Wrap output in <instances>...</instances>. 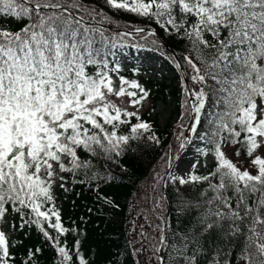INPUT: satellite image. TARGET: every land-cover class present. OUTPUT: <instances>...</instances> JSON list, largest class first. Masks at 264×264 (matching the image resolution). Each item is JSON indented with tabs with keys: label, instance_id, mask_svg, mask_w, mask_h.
<instances>
[{
	"label": "snow or ice",
	"instance_id": "1",
	"mask_svg": "<svg viewBox=\"0 0 264 264\" xmlns=\"http://www.w3.org/2000/svg\"><path fill=\"white\" fill-rule=\"evenodd\" d=\"M162 33L183 44L166 56L188 120L179 148L203 146L188 169L161 157L155 235L140 231L124 264H145L144 241L149 264H264V0H0V264H41L45 247L51 264H98L63 200L88 190L118 211L104 190L115 169L161 144L142 116L151 89L122 73V53L166 47Z\"/></svg>",
	"mask_w": 264,
	"mask_h": 264
},
{
	"label": "trees",
	"instance_id": "2",
	"mask_svg": "<svg viewBox=\"0 0 264 264\" xmlns=\"http://www.w3.org/2000/svg\"><path fill=\"white\" fill-rule=\"evenodd\" d=\"M134 19L131 16H124L120 19L119 23L124 24L126 20ZM164 45L170 49L174 55L180 56L183 48V44L175 37H167L163 33L161 34ZM140 43L145 41L140 40ZM148 47H151L148 45ZM166 47H161L159 50H153V52H160L163 58L172 55ZM147 50V47L144 48ZM136 48H125L122 55H130L132 52H137ZM167 60V59H166ZM136 67H130L126 70L122 69V73L129 79H138L145 87L151 89V97L148 100L150 107L142 112L144 119L149 120L153 123L157 134L161 137V144L145 145L140 151L126 156L122 160V164L128 169L126 173H121L119 168L115 169L117 179L111 184L105 186V193L108 194L112 199L116 200L120 208L118 211L113 212L107 205L95 202L94 195L88 190H84L80 197H76L72 194L67 200H63L64 217L66 220H76L87 232L88 244L92 246L96 255L98 264H103L105 259L109 256L115 257L116 253H120L119 260L120 264H124L126 258V251H131L133 247L139 248L140 241L132 233V227L135 218L140 215L139 213L143 210H139L136 206L138 197L147 190L153 173L161 170L164 165V161L161 157L170 151L169 145L172 139V126L167 123L164 127L159 125L155 111L157 103L164 100L166 96H171L172 99H178L177 87L175 86L174 79H162L161 81L152 80L145 78L141 73L136 72ZM180 102L173 110V115H178L180 111ZM199 146V145H198ZM197 148V146L195 147ZM165 168V167H164ZM165 170V169H164ZM203 171V169H201ZM79 191V189H77ZM168 196H172L171 188L165 190ZM63 199V193H59ZM160 195L159 189L154 193L152 192V203L153 197L158 199ZM75 200V206L73 207L71 201ZM91 208L92 211L88 212ZM168 211L167 204H163L161 209L157 210L156 214L164 215ZM136 214H138L136 216ZM154 215V214H153ZM85 217L86 223H81L79 217ZM147 220V219H144ZM71 221L69 220V223ZM155 215L151 219L150 223L154 224ZM141 224V223H140ZM144 232L150 236H154L153 229L148 227V223L144 224ZM131 242V243H130ZM28 244L39 243V237L33 232L31 238L26 241ZM151 255V248L147 241H144L143 254L139 257L140 260L145 261V264H149ZM53 253L50 249L45 247L43 255L41 256V264H51ZM135 257L129 259V264L135 260Z\"/></svg>",
	"mask_w": 264,
	"mask_h": 264
},
{
	"label": "rangeland",
	"instance_id": "3",
	"mask_svg": "<svg viewBox=\"0 0 264 264\" xmlns=\"http://www.w3.org/2000/svg\"><path fill=\"white\" fill-rule=\"evenodd\" d=\"M153 52L145 49L137 50V52H132L130 55H123V57H126L127 62L123 69H127L130 66L136 67L141 73H143V77L145 78H151L152 80L161 81L162 79H173L175 80V86L178 90V96L182 99L181 93H180V81H179V75L176 69L161 58L162 62H158L155 58L152 56ZM160 56V55H159ZM178 99H172L171 96H166L164 100L159 101L157 103V107L155 110V114L157 116V120L159 122V125L165 126L167 123L172 125V139L170 145H172V149H170L171 152H176L179 159L174 161L173 163V170L177 168V166L181 169H188L190 165L193 163V161L197 158H199L198 153L196 152L195 145L201 146V142L194 141L193 144L189 145L186 149L181 150L179 148V140L177 137L179 136L181 131H184L180 127V123L184 124V127L187 126L188 120L185 117L184 121H180V115L183 109L180 106V111L178 115H173V110L176 108L178 102ZM177 102V104H176ZM119 103V101H118ZM125 104H126V98H125ZM123 106V105H122ZM150 107V102L147 101L145 104V107L142 109V112L147 110ZM192 135L191 133H189ZM202 147V146H201ZM169 151V152H170ZM168 152V150L166 151ZM228 155H232V151L230 150L228 152ZM243 159V158H241ZM165 165H163V168L161 170H158L161 172V174L164 173ZM151 182L149 183V186L145 192H143L136 201V206L141 211L137 218H135V221L132 227V233L138 239L139 241L142 239L140 236V231H144V228L141 229L140 226L144 225L145 222L150 224L151 219L154 217V213L152 211L153 203H152V192H153V184L155 183L153 177L151 178ZM159 199V197H158ZM147 220H144V219ZM141 223V224H140ZM133 229H136V231H133ZM155 235V233L153 234Z\"/></svg>",
	"mask_w": 264,
	"mask_h": 264
},
{
	"label": "bare ground",
	"instance_id": "4",
	"mask_svg": "<svg viewBox=\"0 0 264 264\" xmlns=\"http://www.w3.org/2000/svg\"><path fill=\"white\" fill-rule=\"evenodd\" d=\"M152 56L154 57V58H156V59H158V62H161V60L159 59V57H158V55L157 54H152Z\"/></svg>",
	"mask_w": 264,
	"mask_h": 264
},
{
	"label": "water",
	"instance_id": "5",
	"mask_svg": "<svg viewBox=\"0 0 264 264\" xmlns=\"http://www.w3.org/2000/svg\"><path fill=\"white\" fill-rule=\"evenodd\" d=\"M170 50V49H169ZM172 53V52H171ZM173 54V53H172Z\"/></svg>",
	"mask_w": 264,
	"mask_h": 264
}]
</instances>
